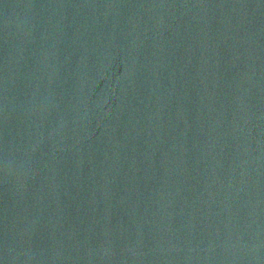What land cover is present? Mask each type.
Returning a JSON list of instances; mask_svg holds the SVG:
<instances>
[{
  "label": "water",
  "instance_id": "water-1",
  "mask_svg": "<svg viewBox=\"0 0 264 264\" xmlns=\"http://www.w3.org/2000/svg\"><path fill=\"white\" fill-rule=\"evenodd\" d=\"M0 264H264V0H0Z\"/></svg>",
  "mask_w": 264,
  "mask_h": 264
}]
</instances>
